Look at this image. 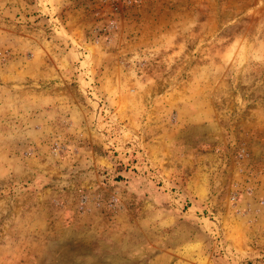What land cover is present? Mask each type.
<instances>
[{"label":"rangeland","instance_id":"rangeland-1","mask_svg":"<svg viewBox=\"0 0 264 264\" xmlns=\"http://www.w3.org/2000/svg\"><path fill=\"white\" fill-rule=\"evenodd\" d=\"M0 264H264V0H0Z\"/></svg>","mask_w":264,"mask_h":264}]
</instances>
